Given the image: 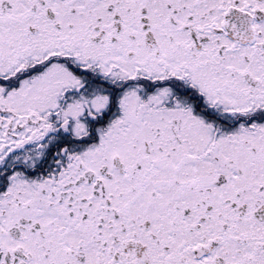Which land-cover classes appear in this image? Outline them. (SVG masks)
<instances>
[{
    "label": "snow or ice",
    "instance_id": "1",
    "mask_svg": "<svg viewBox=\"0 0 264 264\" xmlns=\"http://www.w3.org/2000/svg\"><path fill=\"white\" fill-rule=\"evenodd\" d=\"M0 264H264V0H0Z\"/></svg>",
    "mask_w": 264,
    "mask_h": 264
}]
</instances>
